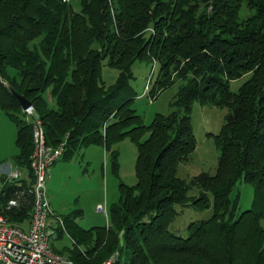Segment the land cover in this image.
I'll use <instances>...</instances> for the list:
<instances>
[{"label": "trees", "instance_id": "trees-1", "mask_svg": "<svg viewBox=\"0 0 264 264\" xmlns=\"http://www.w3.org/2000/svg\"><path fill=\"white\" fill-rule=\"evenodd\" d=\"M71 2L0 0V109L16 129L10 164L24 171L17 179L0 173L8 223H28L33 181L31 124L12 88L34 106L47 144L65 140L66 158L100 145L117 175L120 141L136 144V181L119 182L109 222L84 228L76 222L81 208L59 215L64 230L56 227L53 240L66 234L70 243L52 240L55 252L78 264H264V0H78V9ZM242 4L249 13L240 18ZM140 59L159 64L149 97L181 81L170 112L148 124L132 106V65ZM104 61L117 70L111 84L101 78ZM244 75L231 91L230 81ZM194 101L226 111L210 133L215 172L185 180L176 171L197 145ZM242 182L253 199L237 214ZM194 188L191 202L201 211L211 206V215L190 221L182 236L170 224Z\"/></svg>", "mask_w": 264, "mask_h": 264}, {"label": "rangeland", "instance_id": "rangeland-1", "mask_svg": "<svg viewBox=\"0 0 264 264\" xmlns=\"http://www.w3.org/2000/svg\"><path fill=\"white\" fill-rule=\"evenodd\" d=\"M71 1L73 8L78 9V0ZM247 13H249V9L242 4L239 17L242 18ZM149 30L153 31L151 27ZM154 61L140 59L132 65L134 78L131 80V84L136 91V98L132 106L135 107L138 114L142 115L145 124L150 123L155 113L168 114L170 112V102L174 100L177 87L181 83L180 80H175L174 83L158 91L156 98L149 97V95L139 97L143 92ZM158 71L159 64L155 61L150 86ZM116 76L117 70L110 68L104 61L101 78L107 84H111ZM247 77L248 75H244L230 81L231 91L236 92ZM225 111V108L213 103L193 102L191 123L197 145L191 159L177 166L176 175L179 178L188 180L192 175L202 171L210 174L215 172L219 150L215 146L210 133H218L224 120ZM21 117L24 119L23 114ZM15 130L14 124L0 109V160H5L6 164L10 166L11 157L17 152ZM118 148L119 168L117 175L111 172L108 155L100 145H90L77 149L71 158H66L67 156L64 154L52 163L45 183V190L47 199L51 203L50 206L55 214L62 215L74 208H81L83 211L82 216L77 218L76 222L84 228L105 226L109 222L108 212L107 217L102 212H97L95 209L96 204L103 203L108 210L110 204L118 199L119 182L122 181L131 185L136 181L134 170L136 144L126 137L120 141ZM4 170L7 171L8 167ZM22 172L24 171L22 170ZM237 188L239 190L237 214H239L251 206L253 187L248 182H242ZM198 194V189H192L188 193L190 202L186 205H177L178 214L170 224L171 231L185 236L186 227L190 221L206 219L211 215V206L201 211L191 202V199ZM69 240V237L64 234L61 239H57L56 244H69ZM124 250L125 248L122 255L125 253Z\"/></svg>", "mask_w": 264, "mask_h": 264}, {"label": "built area", "instance_id": "built-area-1", "mask_svg": "<svg viewBox=\"0 0 264 264\" xmlns=\"http://www.w3.org/2000/svg\"><path fill=\"white\" fill-rule=\"evenodd\" d=\"M154 64L139 97L149 95ZM22 114L24 120L31 124L32 131L33 150L30 155V166L33 181L29 189L32 194V206L28 223L23 227L8 223L6 216L0 210V264H78L67 256L55 252L50 244L57 235L56 227L64 230V226L61 217L50 207L45 183L50 166L62 156L65 140L60 141L56 146L46 143L42 121L31 103L22 108ZM7 167L8 170H4ZM19 172L10 165L0 164V173H5L7 178L17 179L20 176ZM14 204L16 199L8 200V205ZM95 209L107 217L105 204L98 203Z\"/></svg>", "mask_w": 264, "mask_h": 264}, {"label": "water", "instance_id": "water-1", "mask_svg": "<svg viewBox=\"0 0 264 264\" xmlns=\"http://www.w3.org/2000/svg\"><path fill=\"white\" fill-rule=\"evenodd\" d=\"M10 91H11L12 95L17 99V101L19 102V104L22 108H25L26 106H28L30 104V102L26 98H24L23 95L18 94L12 88H10Z\"/></svg>", "mask_w": 264, "mask_h": 264}, {"label": "crops", "instance_id": "crops-1", "mask_svg": "<svg viewBox=\"0 0 264 264\" xmlns=\"http://www.w3.org/2000/svg\"><path fill=\"white\" fill-rule=\"evenodd\" d=\"M102 147V146H101ZM103 148V147H102ZM104 149V148H103ZM13 168V167H12ZM14 169V168H13ZM19 170V169H18ZM49 204H51V203H49ZM98 204V203H97ZM51 207V206H50ZM52 208V207H51ZM53 210V209H52ZM54 211V210H53ZM55 213V212H54ZM78 223V222H77ZM81 226V225H80ZM83 227V226H82ZM59 240V239H58ZM56 241L57 240H55L54 242H53V245L55 246V247H62L63 245H66V244H56ZM69 243H70V240H69Z\"/></svg>", "mask_w": 264, "mask_h": 264}]
</instances>
